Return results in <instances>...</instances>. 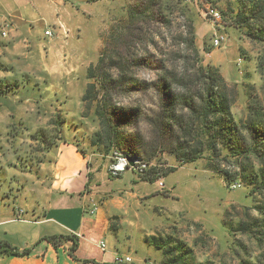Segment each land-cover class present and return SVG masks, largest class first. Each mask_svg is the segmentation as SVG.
Wrapping results in <instances>:
<instances>
[{
    "label": "rangeland",
    "instance_id": "1",
    "mask_svg": "<svg viewBox=\"0 0 264 264\" xmlns=\"http://www.w3.org/2000/svg\"><path fill=\"white\" fill-rule=\"evenodd\" d=\"M3 1L0 17L6 19L0 26L1 35L6 32L8 36L13 24L15 31L34 26L53 33V27L43 24L18 26L13 6L29 4ZM113 1L114 17L102 22L99 16L103 7L91 4L94 11L84 23L81 21V36L74 32L67 41L60 40L54 56L46 43L37 48L22 43V39L0 36V209L40 220L48 207L57 145L69 143L87 158L89 184L101 186L99 192L95 190L92 206L97 210L107 203L114 210L108 225L111 246L119 255H129L133 264H239L241 258L261 259L264 221L259 208L264 206V194L253 198L250 189L234 180L249 162L208 153L195 162L180 163L167 151L174 142L162 140L152 127L158 95L154 87L147 88V83L152 84L163 73L162 62L176 64L178 71L197 63L221 75L232 99L230 112L237 122L246 119L249 101L257 103L262 108L260 114H264V76L258 67L264 46L233 27L238 0H160L166 22H153L148 34L145 16L137 24L141 30L131 31L132 36L128 31L118 34V42L110 44V51L124 58L132 53L141 66L131 70L136 79L134 90L122 92L115 101L138 112L121 131V147L117 149L116 143L108 151L93 146L98 130L94 103L82 101L87 85L93 82L88 70L97 63L111 27L123 25L134 3L147 4V0ZM202 3L219 9L220 26L213 27L203 18ZM190 24L195 54L189 43ZM216 36L223 38L218 48L212 46ZM191 79L186 83L190 91L195 88ZM129 88L123 86V91ZM37 131H44V138H39ZM111 151L135 153L161 176L152 183L128 170L113 177L110 168L115 156ZM233 184L240 187L232 189ZM126 193L137 198L126 197ZM247 224L249 231L239 230L240 225ZM151 238L161 240L163 248H155Z\"/></svg>",
    "mask_w": 264,
    "mask_h": 264
},
{
    "label": "trees",
    "instance_id": "2",
    "mask_svg": "<svg viewBox=\"0 0 264 264\" xmlns=\"http://www.w3.org/2000/svg\"><path fill=\"white\" fill-rule=\"evenodd\" d=\"M94 1V0H89ZM239 9L233 19V27L238 29L243 36L252 42L264 46V0H238ZM172 6V4H169ZM169 5L167 4L168 8ZM160 0H147L134 3L129 7L128 17L123 25L112 26L97 63L88 70V78L93 80L87 85L82 97L85 104L94 103L93 117L97 123L98 130L95 133L93 146L96 149L104 148L111 150L122 139L121 131L129 126L132 120L137 118V109L120 106L115 101L122 92L131 93L134 89L136 79L131 73L132 68L141 66L139 59L134 54L127 53L122 57L119 53L110 51V44L118 42V34L141 30L138 27L147 16V33L153 22H166L162 12ZM119 34V35H120ZM147 34V37H148ZM188 35L191 52L196 53L193 48V27L188 26ZM149 63H147V67ZM172 63L166 65L162 62L163 73L159 75L148 87H154L158 95L157 113L151 121L152 127L161 135L162 140H167L172 145L171 153L180 163H192L211 153L215 156L226 158L245 159L249 162L246 169L240 175L235 174L234 180H239L245 187L250 189V195L264 194V114L257 103H248V115L245 120L237 122L231 112L232 99L225 90V82L221 75L210 67L201 65L186 68L183 71L177 69ZM259 69L264 76V56L258 63ZM192 71V72H189ZM189 78L194 82L195 88L190 91L186 87ZM130 88L123 91V86ZM39 138H44V131H37ZM77 148V147H76ZM77 150L84 155L80 149ZM114 157L113 164L119 158H129L133 165L129 164L126 170H131L141 180L154 182L161 175L151 167L148 161L131 152L111 151ZM225 160V159H223ZM137 162V163H135ZM139 163V164H138ZM112 164V165H113ZM143 165L144 168H138ZM167 173L162 174L166 176ZM226 177L228 174H225ZM113 176V175H112ZM119 176V175H118ZM117 176V177H118ZM114 177V176H113ZM259 213L264 221V206L259 208ZM256 221V220H255ZM250 225H240L239 230L249 231ZM264 228V225H263ZM111 230V228L109 227ZM54 249L58 246L67 247V254L75 262L79 261L75 253L79 246V238L74 235H54L45 237ZM157 249H162L161 240L151 238ZM30 254V249L19 250L7 243L0 242V256L24 257ZM182 262V261H181ZM82 263L96 264L94 261H82ZM198 264H214L212 262ZM239 264H264V254L253 260L241 258Z\"/></svg>",
    "mask_w": 264,
    "mask_h": 264
},
{
    "label": "crops",
    "instance_id": "3",
    "mask_svg": "<svg viewBox=\"0 0 264 264\" xmlns=\"http://www.w3.org/2000/svg\"><path fill=\"white\" fill-rule=\"evenodd\" d=\"M17 1L29 4L28 7L13 6V13L18 15L16 16L18 26L23 27L28 23L43 24V27L51 26L54 30L53 35L45 36L44 31L47 28H44L42 32L34 26L31 29L23 30L22 28V31H15V24H13L8 36L3 37L0 34L1 38L22 39V43L28 42L37 48L46 43V49L53 56L58 51L56 46L60 40L67 41L74 32L81 36V21L84 23L94 11L91 4L103 7L99 16L101 22L107 20L108 17L110 19L114 17L111 13L113 0H15ZM3 2L0 0V7ZM9 8H11L10 5ZM5 19L0 17V26ZM51 172L48 207L40 215V220L25 219L20 215L15 216L14 210L6 212L0 209V242L19 250L30 249V254L24 257L0 256V264H84L82 261L112 264L114 257L119 255V252L114 250L110 244L108 231L109 218L114 214V210L104 203L98 206L93 214H90L93 201H95V190L99 192L97 188L101 186L95 187L94 183L89 184L90 171L87 158L72 144L61 143L57 145ZM153 194H146V196ZM127 196L137 198L135 194L126 193ZM54 235L78 237L79 246L75 256L81 262H75L69 257L66 245L65 247L60 245L54 249L44 240L45 237ZM101 241L106 245L104 251H101L98 246Z\"/></svg>",
    "mask_w": 264,
    "mask_h": 264
},
{
    "label": "built area",
    "instance_id": "4",
    "mask_svg": "<svg viewBox=\"0 0 264 264\" xmlns=\"http://www.w3.org/2000/svg\"><path fill=\"white\" fill-rule=\"evenodd\" d=\"M185 2H190L192 0H184ZM202 15L203 18L210 23L213 27H218L222 24V15L221 12L219 11V9H217L215 6L208 4V3H202ZM6 32H3L2 35L6 36ZM44 35L45 36H49L51 37L52 31L51 29H46L44 31ZM223 40L222 37L220 36H216L213 40H212V46L214 48H218L221 44V41ZM240 61V60H239ZM137 163V162H135ZM139 164V163H138ZM128 163L125 159L123 158H119L118 161L113 164L110 168V172L111 175H113L114 177H117L118 175H120L122 172H124L126 170ZM140 168H144L143 165H139L138 167ZM160 186H162L161 183H159ZM240 187V185L238 184H233L231 186L232 189H236ZM96 208L93 207L90 211V214H93L95 212ZM99 248L101 249V251H104L106 248V245L103 241L98 243ZM112 264H133V259L129 256V255H116L113 259V263ZM145 264H150V263H145Z\"/></svg>",
    "mask_w": 264,
    "mask_h": 264
},
{
    "label": "water",
    "instance_id": "5",
    "mask_svg": "<svg viewBox=\"0 0 264 264\" xmlns=\"http://www.w3.org/2000/svg\"><path fill=\"white\" fill-rule=\"evenodd\" d=\"M127 163L130 165V166H132L133 165V162L129 159V158H127Z\"/></svg>",
    "mask_w": 264,
    "mask_h": 264
}]
</instances>
